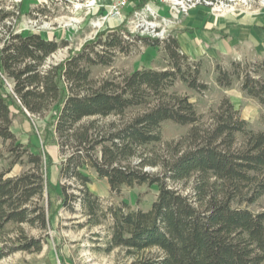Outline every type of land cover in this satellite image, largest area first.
<instances>
[{
	"label": "trees",
	"instance_id": "trees-1",
	"mask_svg": "<svg viewBox=\"0 0 264 264\" xmlns=\"http://www.w3.org/2000/svg\"><path fill=\"white\" fill-rule=\"evenodd\" d=\"M14 15L0 8V159L5 152L11 157L9 166L0 169V260L17 251H42L45 237L30 235L21 225L46 232L54 215L61 208L74 210L73 201L79 199L87 224L111 218L106 251L124 250L130 264H264V207L259 206L264 131L252 128L227 96L206 118L189 95L173 90L178 79L200 92L209 88L200 80V62L182 51L177 35L160 39L132 33L121 23L47 63L69 42L18 32L5 23ZM139 42L163 45L167 68L92 75L93 67H111ZM231 65L217 66L218 84L229 88L241 81L243 92L264 106V58ZM16 111L50 115L48 132L64 154L60 179L75 184L49 182V154L18 140L12 129ZM166 121L189 129L167 142ZM16 164L25 170L10 175ZM83 168L107 179L112 191L157 185V197L149 210L104 209ZM71 187L79 193H69ZM53 192L59 196L54 210Z\"/></svg>",
	"mask_w": 264,
	"mask_h": 264
},
{
	"label": "rangeland",
	"instance_id": "rangeland-1",
	"mask_svg": "<svg viewBox=\"0 0 264 264\" xmlns=\"http://www.w3.org/2000/svg\"><path fill=\"white\" fill-rule=\"evenodd\" d=\"M141 1L135 0L133 4L122 8L119 14L112 12L116 0H0V8L4 11L15 12V15L5 23H12L13 29L16 31L23 33L35 31L46 38L58 41L67 40L68 46L59 48L47 60V63H55L68 56L69 49L80 48L86 40L93 38L98 31L107 27L125 23V27L135 31L134 33L139 32L137 31L139 29L145 30V26H140V28L134 26V21L144 23L135 15L136 9L133 8ZM21 2H26V4L19 6ZM142 2L145 3V1ZM251 2L252 5L249 8L237 7L235 11L227 13H251L264 7L263 0H251ZM150 6L156 9V18L149 16L148 19L152 18L162 26H166L168 32H170V25L174 20L183 19L185 16L173 15L172 11L168 10V12L165 7L155 3H151ZM28 9L31 11L28 12ZM212 13L216 15L214 12ZM146 14H150V12L147 11ZM3 24L4 22H0V32L4 28ZM145 31L142 34L156 36L155 33ZM163 34L167 36L169 33ZM172 34L177 35L174 32ZM1 35L2 33H0ZM182 51L185 53L183 49ZM244 52L242 50L238 57L226 53L213 55L208 51L199 56L189 55L191 61L200 62V80L207 82L209 88L200 92L178 79L173 90L189 95L198 110L206 115V118L209 117L210 110L217 108L221 99L227 96L239 109L240 115L249 121L252 128L264 131V106L243 92L241 81H236L229 88L221 87L216 81L217 66L230 69L233 60L252 63L262 59L258 55H245ZM168 64L169 58L163 45L148 46L139 42L130 53L119 54L111 67L104 65L93 67L92 75L95 78H102L113 72L117 74L121 71L129 72L139 68L165 69ZM14 113L12 129L18 140L24 144L32 142L36 145L37 150L43 153L45 150L49 154V156H45L46 162H51L48 169L49 182L57 187L60 182L72 184V180L60 179L59 164L64 159V154L60 152L53 135L48 132L47 123L50 121V115L42 118L38 115L28 117L17 111ZM188 129L189 125L166 121L164 122V139L167 142H174L185 135ZM45 139L46 146L43 145ZM0 148H2L1 140ZM8 155L5 152L4 157L0 159V169L9 166L11 157ZM25 168L22 164H16L10 175L20 174ZM149 169L156 170L157 168ZM83 172L91 178L88 187L100 198L104 209L110 206H123L125 209L149 210L158 194V186L147 183L133 187L123 186L119 191H112L107 179L99 177L93 168H83ZM68 192L78 194L79 190L71 187ZM52 199L54 203L52 210H54L59 204L58 194L53 192ZM73 206L74 210L61 208L54 215L52 225L46 232L39 226L29 223L22 224V228L28 234L45 237L42 251H17L1 259L0 264H130L132 258L126 256L124 250L115 248L112 251H106L111 234V218L107 216L101 224L89 225L87 224L88 214L82 202L79 199L74 200ZM259 206L260 208L264 207V196L259 201ZM15 228V226L12 227L14 230L12 234L15 233Z\"/></svg>",
	"mask_w": 264,
	"mask_h": 264
},
{
	"label": "crops",
	"instance_id": "crops-1",
	"mask_svg": "<svg viewBox=\"0 0 264 264\" xmlns=\"http://www.w3.org/2000/svg\"><path fill=\"white\" fill-rule=\"evenodd\" d=\"M25 4L21 2L19 6ZM263 10L264 7L251 13L214 15L208 7L199 6L183 19L174 20L169 30L177 33L181 48L190 56H199L208 51L213 55L226 53L238 57L244 50L245 55H258L263 59ZM172 14L177 15L175 12Z\"/></svg>",
	"mask_w": 264,
	"mask_h": 264
},
{
	"label": "built area",
	"instance_id": "built-area-1",
	"mask_svg": "<svg viewBox=\"0 0 264 264\" xmlns=\"http://www.w3.org/2000/svg\"><path fill=\"white\" fill-rule=\"evenodd\" d=\"M135 0H116V3L113 6L112 12L119 14L121 9L126 7L129 4H133ZM145 1L144 5L136 9L135 15L144 23H136L134 21V26L140 28V26H145V30L148 33H155V37L160 39L164 38L166 35L163 33H170L166 26H162L161 23L156 22V9L152 8L151 3H155L162 7H167L170 11L175 12L181 15H188L194 8L199 6L208 7L216 15H222L227 12L235 11L237 7H251V0H142ZM264 1V0H263ZM147 11L150 14H146ZM153 17L154 19L150 18ZM136 30V29H135ZM139 29L137 31L145 33L146 31ZM131 31V30H130ZM134 33L135 31H131ZM162 33V34H161Z\"/></svg>",
	"mask_w": 264,
	"mask_h": 264
}]
</instances>
